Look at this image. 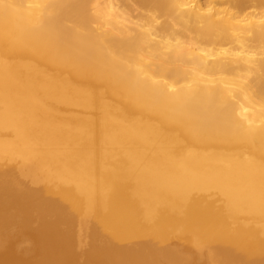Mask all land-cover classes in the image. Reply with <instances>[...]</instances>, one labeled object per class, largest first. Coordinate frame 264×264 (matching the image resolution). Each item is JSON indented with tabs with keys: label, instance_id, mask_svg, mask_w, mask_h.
I'll list each match as a JSON object with an SVG mask.
<instances>
[{
	"label": "bare ground",
	"instance_id": "6f19581e",
	"mask_svg": "<svg viewBox=\"0 0 264 264\" xmlns=\"http://www.w3.org/2000/svg\"><path fill=\"white\" fill-rule=\"evenodd\" d=\"M81 259L264 264V0H0V264Z\"/></svg>",
	"mask_w": 264,
	"mask_h": 264
},
{
	"label": "rangeland",
	"instance_id": "374dc122",
	"mask_svg": "<svg viewBox=\"0 0 264 264\" xmlns=\"http://www.w3.org/2000/svg\"><path fill=\"white\" fill-rule=\"evenodd\" d=\"M10 210L11 211H13L14 210V208H10ZM37 222H33V223H31L30 225H29V228L30 229H34L35 227H37ZM20 224H11L10 225V227H9V229L11 230V231H14V230H17L19 227ZM8 229V230H9ZM18 231V230H17ZM34 244V241L31 239V238H29V239H25L23 242H22V247H25V248H29V247H31L32 245ZM84 262V259H81L80 260V263H78V264H85V263H83Z\"/></svg>",
	"mask_w": 264,
	"mask_h": 264
}]
</instances>
